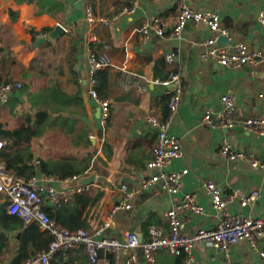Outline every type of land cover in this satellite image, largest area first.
I'll use <instances>...</instances> for the list:
<instances>
[{
	"label": "crops",
	"instance_id": "1",
	"mask_svg": "<svg viewBox=\"0 0 264 264\" xmlns=\"http://www.w3.org/2000/svg\"><path fill=\"white\" fill-rule=\"evenodd\" d=\"M91 1L99 15L111 16L131 6L134 0ZM182 4L195 10L218 12L233 38L247 41L252 48L264 49V22L260 19L264 0H138L135 12L108 25L95 26L86 18V0H0V78L22 82L25 90L9 101L20 97L17 107L21 109L25 103L29 104V94L53 91L59 97L66 96L54 99L53 105L66 108L67 117L50 120L52 127L34 140L33 158L41 168L42 160L77 156L90 166L85 174H97L96 181L86 191L103 192L93 207H87L84 212L85 216L90 208L94 211L90 229L108 221L106 234L123 238L125 232L135 231L142 241H148L154 225L169 231L165 212L186 193L194 194L204 211L181 213L184 232L192 236L200 227H215L220 212L213 207L212 198L204 188L208 179H214L221 186L223 196L231 199L227 207L231 213L264 217V168L253 167L249 157L231 160L221 153V145L227 140L237 151L264 158V136L244 126L247 117L264 116V62L235 69L203 59L201 52L206 47L198 42L212 32L202 23L190 22L182 38L171 37ZM155 17L163 18L169 31L165 37L153 35L151 40H144L141 26ZM59 24L65 29L62 34L55 33ZM93 34L97 35L96 41L91 39ZM89 49L111 59V65L104 68L107 70L105 93L111 99V114L104 127L100 122V106L88 92ZM170 49L177 52L173 67L165 60V52ZM171 70L180 72L183 84L180 106L170 128L181 141L183 156L174 160L169 170L188 168L189 172L183 177L178 193L171 194L158 184L152 190L135 194L131 209L110 217L111 208L120 197L121 185L126 183L134 190L142 177L154 171L147 162L153 157L158 129L150 118L157 116L165 120L169 114V96L155 80L167 78ZM141 85L146 88L139 90ZM227 92L237 96L234 111L237 125L225 128L204 123L206 110L221 109L220 98ZM67 121L73 124V130L63 125ZM84 130L87 135L77 139L76 134ZM72 185L59 184L58 188L70 189ZM255 190L261 192V197L242 207L241 198ZM74 196L59 206L46 208L58 209ZM260 246L264 248V239ZM19 247L15 236L8 238L0 260L11 263ZM70 251L72 256H77L75 264H94L83 246ZM137 252L141 264H179L183 257L162 249L155 252L153 262H148L141 247ZM231 254L239 264H264L248 241L233 244ZM194 256L192 264L226 263L223 254L208 243H198ZM109 257L113 259L112 254ZM125 257L123 253L121 261Z\"/></svg>",
	"mask_w": 264,
	"mask_h": 264
},
{
	"label": "built area",
	"instance_id": "2",
	"mask_svg": "<svg viewBox=\"0 0 264 264\" xmlns=\"http://www.w3.org/2000/svg\"><path fill=\"white\" fill-rule=\"evenodd\" d=\"M137 7L138 0H134L131 6L123 7L118 13L111 16L99 15L95 11L92 1L86 0V18L91 26L108 25L123 15L135 12ZM260 19L264 22V10L260 12ZM190 22L205 24L212 32L211 36L198 42L206 47L201 52L203 59L235 69L242 68L247 64L257 65L264 62V49L252 48L247 41L233 38L232 32L223 24L221 15L216 11L195 10L187 4H182L177 20L170 31V36L177 39L182 38L183 31ZM140 30L144 40L147 41L151 40L153 35L165 37L169 31L167 22L161 17L146 21ZM91 39L96 41L97 35L93 34ZM220 40H222L221 43ZM87 57L90 66L88 92L100 106V122L104 127L110 118L111 99L103 97L96 89L95 75L99 70L110 66L111 59L108 55L98 54L93 49L88 50ZM165 60L169 66L173 67L177 61V52L174 49L166 51ZM155 81L163 87L169 96V114L165 120H161L157 116L150 118L152 125L158 129L153 157L147 162L148 167L154 171L150 175L142 177L134 190H130L126 183L121 185L120 197L113 204L110 217L121 210L131 209L133 207L131 200L135 194L152 190L158 184H161L171 194L178 193L183 177L189 172L188 168L169 170L173 161L183 156L179 137L170 131L171 122L179 109L183 93L181 74L176 70H171L167 78H157ZM22 87V82L0 80V104L8 103ZM145 88L143 85L139 86V90ZM220 101L221 109L208 108L206 110L203 116L204 123L211 126L220 125L225 128H234L237 125L234 119L236 94L233 92L224 93ZM244 126L247 130L264 136V116L247 117L244 120ZM7 144V139L0 137V194L6 195L1 199V202H5L8 212L22 218L26 225L37 223L41 229L53 236L47 250L26 260L23 264H51L58 252L67 253L69 250L81 246L85 248L90 261L94 264H141L137 252L140 247L148 262L155 260L156 251L166 249L173 255L183 256L179 264H192L195 260L194 248L198 243L211 244L223 254L226 259L225 264H239L232 259L231 246L241 241H248L258 256L264 260V248L260 246L261 240L264 239V217L240 212L231 213L227 209L231 199L223 196L221 186L214 179L206 180L204 188L212 198L213 207L220 212L215 227H200L192 236L184 232L181 213L185 210L195 213L204 211L203 206L195 200V195L186 193L180 202L174 203L165 212L169 223L168 232L162 227L154 225L150 229L151 238L148 241H142L135 231H127L123 238H119L106 234V230L110 226L108 221L94 229L72 230L53 219L47 212L46 206H59L63 200L72 195L89 191L90 184H78L79 179L86 174L59 177L39 172L31 177H25L8 168L3 160L2 152ZM221 153L231 160H236L240 156L249 157L253 167L264 168V158H259L254 154L248 156L244 152L237 151L227 140H224L221 145ZM59 184L73 185L70 189L59 190ZM260 197L259 190L252 191L241 198L240 204L242 207L251 205ZM123 253H126V257L121 261ZM109 254L113 255V259L109 257ZM0 264L11 263L0 260Z\"/></svg>",
	"mask_w": 264,
	"mask_h": 264
},
{
	"label": "trees",
	"instance_id": "3",
	"mask_svg": "<svg viewBox=\"0 0 264 264\" xmlns=\"http://www.w3.org/2000/svg\"><path fill=\"white\" fill-rule=\"evenodd\" d=\"M95 77L97 79L96 89L103 97H107L105 93L107 70H99ZM0 80L2 79L0 78ZM21 90L25 91L23 87ZM65 97L66 96L63 95L59 97L58 93L53 91H50L48 94L44 93L43 95L37 93L29 94V104L26 106L27 108L22 110L21 116L23 117V121L20 125L14 129H9L0 124V137H4L9 141L8 146L5 147L2 152V158L8 168L13 169L15 172L25 177L35 175L39 170L48 175L59 177L73 174L84 175L88 171L90 166L83 164V160L77 156L67 155L59 159H45L42 160L41 168L37 167L35 164V157L33 158V156H35V151L33 149L34 140L40 137L47 128L52 127L49 123L50 120L59 117H67L65 112L67 111L66 108L53 105L54 99H63ZM14 98L16 100L14 102L17 105L18 101H21V98ZM60 104H63L64 107L66 106L65 102ZM64 123V126L72 128L71 130H73V124L69 125L68 121ZM84 135H87L85 130L77 133L76 138L82 139ZM88 142H90L89 138ZM102 195L103 192L100 190H96L95 193H77L72 201L64 202L63 206L60 208L53 210L52 207H47L46 210L53 219L69 229H90L88 227L94 223L92 219L94 211H92L91 208ZM87 207L91 208L84 216ZM11 236H15L20 243L18 251L11 259L12 264H23L26 260L47 250L53 240V236L47 231H42L37 223L25 225L22 218L9 213L6 203L1 202L0 252L4 250L7 239ZM67 253L58 252L51 261V264H75L74 261L77 256H72L71 251ZM84 259L85 256L82 257V260ZM80 264H86V262H81Z\"/></svg>",
	"mask_w": 264,
	"mask_h": 264
},
{
	"label": "rangeland",
	"instance_id": "4",
	"mask_svg": "<svg viewBox=\"0 0 264 264\" xmlns=\"http://www.w3.org/2000/svg\"><path fill=\"white\" fill-rule=\"evenodd\" d=\"M26 106H28V104H25V106L20 109L14 101H9L6 104H0V123H2L6 128L17 127L23 121L21 114L22 110L27 108ZM5 196V194H0V204L1 199Z\"/></svg>",
	"mask_w": 264,
	"mask_h": 264
},
{
	"label": "water",
	"instance_id": "5",
	"mask_svg": "<svg viewBox=\"0 0 264 264\" xmlns=\"http://www.w3.org/2000/svg\"><path fill=\"white\" fill-rule=\"evenodd\" d=\"M65 32V29L62 25H58L56 27V30H55V33L56 34H62ZM97 179V174L95 172H92V173H89V174H86L84 176H82L79 181H78V184L80 185H85V184H92L96 181Z\"/></svg>",
	"mask_w": 264,
	"mask_h": 264
}]
</instances>
